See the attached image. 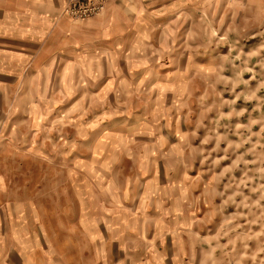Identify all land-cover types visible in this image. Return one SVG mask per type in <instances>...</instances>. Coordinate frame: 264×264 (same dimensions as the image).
Returning a JSON list of instances; mask_svg holds the SVG:
<instances>
[{
  "label": "rangeland",
  "instance_id": "374dc122",
  "mask_svg": "<svg viewBox=\"0 0 264 264\" xmlns=\"http://www.w3.org/2000/svg\"><path fill=\"white\" fill-rule=\"evenodd\" d=\"M118 5L116 46L0 54V253L88 223L104 264H264V0Z\"/></svg>",
  "mask_w": 264,
  "mask_h": 264
},
{
  "label": "crops",
  "instance_id": "0c3cea01",
  "mask_svg": "<svg viewBox=\"0 0 264 264\" xmlns=\"http://www.w3.org/2000/svg\"><path fill=\"white\" fill-rule=\"evenodd\" d=\"M121 0L112 2L105 13L73 22L62 9L68 0H0V54H12V31L17 33L13 45L20 48L15 53L26 56L24 62L32 64H47L54 61V56L60 52L74 54L76 44L87 41L90 48L103 50L104 42L109 39L116 46L123 39L124 24L120 18ZM103 48V49H102ZM88 56L76 58L77 63H87L86 69H91L90 61L96 53L88 52ZM7 63L4 57L3 64ZM49 63V64H50ZM85 212L84 214H86ZM39 234L30 233L28 224L19 228L18 239L13 245H5L0 253V264H104L101 239L102 232L84 223L82 225L81 241L75 244V234H66L65 238L54 233H47L50 229L46 223L39 224ZM73 231L72 228H68ZM86 240V241H85ZM6 241V240H4ZM100 241L98 246L93 243L91 251L88 243ZM96 242V243H97ZM105 244V241H102ZM87 243V244H85ZM105 246V245H104ZM92 253V254H91ZM93 256V259L91 258ZM105 260V261H104ZM108 260V259H107Z\"/></svg>",
  "mask_w": 264,
  "mask_h": 264
},
{
  "label": "built area",
  "instance_id": "2783aa9c",
  "mask_svg": "<svg viewBox=\"0 0 264 264\" xmlns=\"http://www.w3.org/2000/svg\"><path fill=\"white\" fill-rule=\"evenodd\" d=\"M115 0H68L62 14L73 19L83 20L104 13Z\"/></svg>",
  "mask_w": 264,
  "mask_h": 264
}]
</instances>
